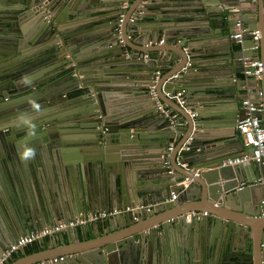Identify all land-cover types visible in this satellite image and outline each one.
<instances>
[{
  "label": "water",
  "instance_id": "obj_1",
  "mask_svg": "<svg viewBox=\"0 0 264 264\" xmlns=\"http://www.w3.org/2000/svg\"><path fill=\"white\" fill-rule=\"evenodd\" d=\"M19 1L0 0V253L19 235L45 223L67 221L96 208L120 211L93 221L94 240L82 249L54 250L53 245L50 251L27 255L22 248L20 260L9 264H40L59 252L65 261L46 264H264V194H256L264 188L256 181L264 168L254 161L224 165L237 151L229 144L212 150L205 143L212 138L202 133V116L190 118L172 98L180 88L189 99L196 92L224 96L234 106L218 114V124L226 129L236 125L244 113L241 86L255 82L251 75L246 81L240 76L253 69L244 62L262 58L257 51L264 49V0H189L181 11L188 23L176 31L131 23L136 9L154 14L151 3L159 1L136 0L118 29L115 22V33L111 29L107 36L116 45L121 37L134 51L128 57L120 46L108 54L91 44L101 31L92 19L103 0H24L21 12L15 10ZM11 12L18 19H11ZM151 14L145 16L156 20ZM238 19L261 32L258 49L252 48L250 35L231 44ZM130 30L137 40L127 38ZM157 66L168 67V72L151 83L159 99L179 111L182 125L147 121L136 111L118 116L111 103L130 74ZM260 80L264 82V75ZM79 89L84 92L80 98L90 102L77 110L70 107L69 94ZM13 92L19 100H5ZM98 100L101 105L94 107ZM33 101L40 105L38 111ZM20 113L37 125L35 136L16 133ZM257 115L264 122V110ZM60 128L65 130L58 137L50 133ZM226 137L230 144H241L239 130ZM23 144L35 146V158L20 159ZM166 156L172 174L164 166ZM53 168L70 188L60 182L53 201L45 194L36 199L41 177ZM91 176L104 183L98 200L89 190ZM172 193L176 198L171 199ZM9 206H15L14 217L7 214ZM127 206L135 209L124 210ZM146 207L154 213L148 220ZM191 211L207 215L186 218ZM100 221L104 236L97 231ZM71 230L76 239L78 229ZM80 231L84 237L85 228Z\"/></svg>",
  "mask_w": 264,
  "mask_h": 264
},
{
  "label": "crops",
  "instance_id": "obj_2",
  "mask_svg": "<svg viewBox=\"0 0 264 264\" xmlns=\"http://www.w3.org/2000/svg\"><path fill=\"white\" fill-rule=\"evenodd\" d=\"M24 0H21L17 3L15 10L16 11H23L25 9L26 4H22ZM124 0H103L101 5L103 7H98L95 10L96 11V15L93 17L94 20L92 21L93 24H100V34L96 35V41L98 42H93L91 44H94V46L96 45V47H98L100 49V51H106L108 54H111L112 52H116L117 48H120L121 46L119 44L116 45V42L113 40L112 41V37L108 38L110 30L112 29V32L115 33V22L118 21V17L120 15V13L122 12V2ZM127 1V8L125 9V13L126 11H128V9L133 5V3L136 0H126ZM189 2V0H159V1H155L152 2V6L154 9V14H151V11H146V8H144V13L137 17L135 22H139L141 23L140 25H161L163 26L164 30L166 31V29L169 30L170 27L174 28V30L176 31L178 27H180L181 25H184L186 23H188L187 18H184L181 15V11L185 10L186 8H188L189 6L187 5ZM163 4V7H158L156 6L157 4ZM165 5V6H164ZM140 7H142V5H140ZM163 10V11H161ZM5 11V10H3ZM137 12V9H136ZM136 12L134 14H136ZM161 12V13H160ZM151 15H155L157 17L156 20H152L150 17H146L147 15L150 16ZM146 15V16H145ZM9 17L11 19H18L16 17H18V13L15 12H11ZM23 24H26L28 22V18L22 21ZM176 33V32H174ZM108 36V37H107ZM129 38H133L135 40H137L136 34L130 30V35L127 37ZM231 44L234 45L235 42H233V40H230ZM111 42V43H110ZM120 46V47H119ZM135 46V45H134ZM130 51L129 56L131 55V53H134V51L127 47ZM260 53V55H262V58L260 60H264V49L261 51H257ZM127 57V56H126ZM145 60H147L146 56H145ZM72 65V64H71ZM162 71V75L166 74L168 72V67L166 66H157L155 68H151V71H142L139 70L137 72H133L132 74H130L126 81V85L125 88H122L120 91H117L116 93L114 92L113 94V99L114 101L111 102L113 105L115 106V111L117 113L118 116H123L125 115L128 111H136L138 112L140 115H143L144 118L147 119V121H150L151 119H154L157 122H164V124L168 123V118L165 117L164 115H162L160 112H158L155 108V105L153 103V101L151 100V98L148 95V90H149V86L152 85V78L155 76L156 71ZM161 75V76H162ZM264 73L262 74V76L260 78H254L255 82L254 84H249V85H245V86H241V90H242V98L245 95H251L252 93L257 94L259 92V90L262 91V95H258L257 94V101L261 104V112H263L264 107H262V101L264 100V82L262 80H260L263 77ZM241 77H243L242 79L246 81V75L244 74V72H242V74L240 75ZM236 83L239 82V80L237 79V76H234ZM234 82V81H233ZM235 83V82H234ZM240 83V82H239ZM198 86H195V88H197ZM263 87V88H262ZM182 88H180L179 90H181ZM80 91H75L73 92V94H69V96L71 97V99L69 100V102H71L72 104L70 105L71 108L75 109H81V108H85L86 104H88L90 101L89 100H84L81 99L80 95H82V89H79ZM17 95V93H9L6 97H12L14 98ZM202 95L201 92H196L194 94V96L189 99L187 98V106L189 111H195L197 112V114L202 116V120L200 121L201 123H203L204 128L202 130V133H204L205 137H210L212 138L211 140H206L205 143L209 144L210 143V147L212 148V150L214 151H221L225 148V146H227L226 144H229L233 150L237 151V155L241 154L244 151H247V147L244 145L243 143V137L241 135V144L239 143H233L230 144L228 143V141L231 140V138H227L226 135L232 133L237 130L236 125H234L231 129H226L224 127V125H222L221 123L218 124V114L221 113L222 111H224V109L229 105V106H234V104L232 103H228L226 104L224 101V96H216V95H207V96H200ZM15 100H19L18 98H14ZM14 100V101H15ZM164 104L167 105V107L170 110H174V111H178L176 110L174 105H169L166 102H163ZM94 107L101 105V100H98L96 102L93 103ZM241 107V105H240ZM242 108V107H241ZM179 112V111H178ZM190 116V115H189ZM191 118V116H190ZM261 120H263L261 118ZM13 121V120H12ZM11 121V122H12ZM14 122V121H13ZM19 123V121H17ZM68 122H64V124H67ZM264 125V122H263ZM58 128V126H53ZM50 128V126H49ZM165 128V127H164ZM65 129H60V131H64ZM67 130H71V129H67ZM201 130V129H200ZM158 130L154 131L152 130V132H158ZM51 134L54 135V137H58L60 135V132L55 130H52V132H50ZM66 136H68V133L66 132ZM53 139H57V138H53ZM68 139V138H67ZM59 142V141H58ZM174 145V142L171 141L169 143ZM242 145L245 147V150H242ZM59 146V144H58ZM69 147H61L60 150H67ZM21 150V148H19ZM167 151V150H166ZM168 157V156H167ZM169 160V159H168ZM248 175H252V172H250V170H247ZM42 176V175H41ZM43 178V179H42ZM101 179H103L101 177ZM42 180V185H40V183H38L37 185V190L35 189V198L36 199H42V194H45L47 197H49L50 201H53V199L55 197H57L56 195V191L59 189V187L61 186V183H64L65 187L68 189L70 188L68 185H66L65 183H67L66 179H61L55 169H50L48 171V173L46 174L45 177H41ZM44 180V181H43ZM152 181L154 182V180L152 179L150 182L151 184ZM63 190V193L65 192V190ZM62 189V187H61ZM89 190L91 192L92 197H94V199H99L102 195V191L104 190V183L103 180L101 181L100 179L97 181L95 176H91L89 179ZM256 194H264V188H259L256 191ZM176 198V197H175ZM13 208H15V206H9V211L7 212V214L12 217L14 210H12ZM12 210V211H11ZM96 210H100V208H96L95 210L92 211H85L84 213H91L93 211ZM152 211V212H151ZM153 210H148V212L145 214L146 215V219H150L151 216L153 215ZM154 217V215H153ZM96 222V220H95ZM139 222H141V219L139 218ZM98 223V222H97ZM100 227H99V235L104 236V231H106V229L103 226V221H100ZM92 224L93 221H89L86 224L82 225H78L76 226V228L78 229V237L76 239H73L70 236L71 233V229L72 228H68L63 230L60 234V232L53 238L51 237H46L44 238L41 242H34L33 244L25 247L26 249V254L30 255L32 253H35L37 251H40L42 249H46L48 251H50V249L52 248L53 245L57 246L56 249L57 250L59 248H70L71 250H78V249H82L83 247H85L86 244H88L89 242H92L94 240V235H93V229H92ZM47 225L46 223L43 224L42 226ZM99 225V224H97ZM41 226V227H42ZM74 228V227H73ZM85 228V236L82 237L81 235V231L80 229H84ZM33 231V230H32ZM98 239V237H97ZM56 241V244H54ZM34 248H32L33 246ZM34 249V250H33ZM53 250V251H54ZM47 251V252H48ZM64 253H55V254H49V256H64ZM15 259L7 262L6 264H9L11 262H13L14 260H20V258L22 257V255L20 254V252H17L14 254ZM69 258V257H68ZM66 257L63 258V260L61 261H65ZM60 262V261H59Z\"/></svg>",
  "mask_w": 264,
  "mask_h": 264
},
{
  "label": "built area",
  "instance_id": "obj_3",
  "mask_svg": "<svg viewBox=\"0 0 264 264\" xmlns=\"http://www.w3.org/2000/svg\"><path fill=\"white\" fill-rule=\"evenodd\" d=\"M256 1V0H251ZM127 1L124 0L122 2V12L120 13L118 17V23L116 29L119 28L120 23L122 22L124 15H125V9L127 8ZM144 13V9H139L136 14H133L130 16L129 21L131 23H134L137 19V17L141 16ZM47 17L50 16L49 14L46 15ZM250 35L252 36V40L254 42V45L252 48L258 49V41L259 38L262 36L261 32L258 29H250L248 25L242 21L241 19H238L235 23L234 32L231 35V38L233 42L238 43L243 40L244 36ZM162 42V41H161ZM160 42V43H161ZM119 45L123 48L124 54L128 57L129 56V49L125 46L124 41L121 37H119L118 41ZM245 66H251L253 67L252 70L246 69L244 70V74L251 75L254 78H260L264 72V61L260 59H255L251 62L245 61ZM72 75H76V73H73ZM162 75V71H156L153 81L157 80V78ZM258 95H262V91L259 90L257 93ZM257 94L252 93L251 95H245L241 101V107L244 110L243 116L237 120L236 122V128L239 130L243 137V143L248 148L251 149V152L244 151L241 154L226 159L223 164L224 165H233L238 163H247L250 161H254L258 163L261 167L264 168V125L261 120V118L257 115L258 112H261V104L256 100ZM148 95L153 101L155 108L158 112H160L162 115L167 117L169 119V122L171 126H174L176 124L182 125L185 123V121L182 119L180 113L178 111L170 110L166 104H164L158 97L154 84L149 86ZM172 98L175 100L176 104L186 110V112L191 116V118H194L197 115V112L195 111H189L187 106V98L184 95V90H177L173 95ZM173 144H170L167 147V154L169 155V151L172 150ZM164 166L166 168H169V160L168 157H164ZM168 174L174 173V170L169 168L167 171ZM259 183H264V173L260 174L258 179L256 180ZM176 197L175 193H172L171 199H174ZM142 207V206H141ZM139 208V207H137ZM134 210L135 208H132L130 206L125 207L124 210ZM147 210H149V207H146ZM120 210H117L116 208H112L110 210H96L91 213H80L77 216L70 218L67 221H59L56 224H48L44 225L41 228L37 230L30 231L29 233H24L19 235L14 241L10 242L7 247L0 253V264H6V262L17 252H19L20 249L25 248L34 242H41L46 237H53L54 235H57L59 232L68 229L73 228L78 225H84L89 221H95L99 220L105 217H108L109 215H113L115 213H118ZM264 215V211L261 213ZM207 215V211H191L186 214V218H189L191 216H195L197 218H200L201 216ZM64 256L54 257L46 259V261H42L40 264H46V263H55L63 260Z\"/></svg>",
  "mask_w": 264,
  "mask_h": 264
},
{
  "label": "clouds",
  "instance_id": "obj_4",
  "mask_svg": "<svg viewBox=\"0 0 264 264\" xmlns=\"http://www.w3.org/2000/svg\"><path fill=\"white\" fill-rule=\"evenodd\" d=\"M26 83H31L30 81H25ZM32 106L34 109L37 111L40 108V105L36 103L35 101L32 102ZM17 120L21 125L26 126L27 132L26 135L28 136H35L36 135V124L33 122L31 116L20 113L18 114ZM36 156V148L34 145H29V144H23L21 146V150L19 151V157L21 160H31L35 158Z\"/></svg>",
  "mask_w": 264,
  "mask_h": 264
},
{
  "label": "flooded vegetation",
  "instance_id": "obj_5",
  "mask_svg": "<svg viewBox=\"0 0 264 264\" xmlns=\"http://www.w3.org/2000/svg\"><path fill=\"white\" fill-rule=\"evenodd\" d=\"M10 99H13L12 97H5V100H10ZM40 112V114H41V112H42V109L39 111ZM12 121V120H11ZM12 123H16V122H13L12 121ZM20 124V123H19ZM37 126V125H36ZM44 126H47V127H53L52 125H50V124H46V125H44ZM54 126H56V125H54ZM54 128V127H53ZM15 129H16V133L19 135V136H23V137H26L27 135H26V132H27V128H26V126H24V125H21V126H19V125H17V123L15 124ZM57 129V128H56ZM61 129V128H60ZM59 132H60V130H58ZM27 138V137H26ZM21 139V138H20ZM48 225V224H47ZM13 259H15V256L13 255L7 262H9V261H11V260H13ZM6 262V263H7Z\"/></svg>",
  "mask_w": 264,
  "mask_h": 264
},
{
  "label": "trees",
  "instance_id": "obj_6",
  "mask_svg": "<svg viewBox=\"0 0 264 264\" xmlns=\"http://www.w3.org/2000/svg\"><path fill=\"white\" fill-rule=\"evenodd\" d=\"M33 246V245H32ZM32 248H34V246L32 247ZM34 250V249H33Z\"/></svg>",
  "mask_w": 264,
  "mask_h": 264
}]
</instances>
